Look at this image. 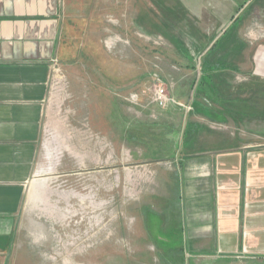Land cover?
Segmentation results:
<instances>
[{
  "label": "rangeland",
  "instance_id": "rangeland-1",
  "mask_svg": "<svg viewBox=\"0 0 264 264\" xmlns=\"http://www.w3.org/2000/svg\"><path fill=\"white\" fill-rule=\"evenodd\" d=\"M69 4L11 264H190L173 160L264 143V0Z\"/></svg>",
  "mask_w": 264,
  "mask_h": 264
},
{
  "label": "crops",
  "instance_id": "crops-1",
  "mask_svg": "<svg viewBox=\"0 0 264 264\" xmlns=\"http://www.w3.org/2000/svg\"><path fill=\"white\" fill-rule=\"evenodd\" d=\"M70 10L69 0H0V264L12 263L20 243V209L60 78ZM173 162L190 264H264V143L189 152Z\"/></svg>",
  "mask_w": 264,
  "mask_h": 264
},
{
  "label": "built area",
  "instance_id": "built-area-1",
  "mask_svg": "<svg viewBox=\"0 0 264 264\" xmlns=\"http://www.w3.org/2000/svg\"><path fill=\"white\" fill-rule=\"evenodd\" d=\"M124 98H127L131 101H137L139 99V94L138 92L131 91L128 93L127 96L125 95ZM149 99L151 100V102H154L159 107H166L167 105H170L171 100H173L177 104H180L168 94L163 81L159 78L155 79V83L153 84L149 93Z\"/></svg>",
  "mask_w": 264,
  "mask_h": 264
},
{
  "label": "trees",
  "instance_id": "trees-1",
  "mask_svg": "<svg viewBox=\"0 0 264 264\" xmlns=\"http://www.w3.org/2000/svg\"><path fill=\"white\" fill-rule=\"evenodd\" d=\"M236 20H237V19H236ZM215 46H216V43H214V44L210 47V50H211V49H214ZM185 132H186V131L184 130V132H183V138H184V136H185Z\"/></svg>",
  "mask_w": 264,
  "mask_h": 264
},
{
  "label": "water",
  "instance_id": "water-1",
  "mask_svg": "<svg viewBox=\"0 0 264 264\" xmlns=\"http://www.w3.org/2000/svg\"><path fill=\"white\" fill-rule=\"evenodd\" d=\"M170 104L173 105V106H177L176 103L173 100H171Z\"/></svg>",
  "mask_w": 264,
  "mask_h": 264
}]
</instances>
